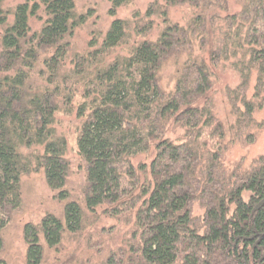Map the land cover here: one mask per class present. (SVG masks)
Masks as SVG:
<instances>
[{"label": "trees", "instance_id": "obj_1", "mask_svg": "<svg viewBox=\"0 0 264 264\" xmlns=\"http://www.w3.org/2000/svg\"><path fill=\"white\" fill-rule=\"evenodd\" d=\"M5 1L0 0V252L2 233L23 204V176L44 170L56 199L70 198L68 141L55 127L63 113L81 120L84 207L69 201L64 220L48 214L38 225L26 224V264L44 263L41 238L48 249H57L66 233L86 228V212L106 205L116 215L131 210L134 229L133 243L122 251L128 258L105 264H264V155L250 169L229 170L221 151L204 140L226 137L207 100L212 67L229 64L240 76L228 94L240 127L255 126L254 115L264 107V0H242L241 12L224 19L210 12L227 13V0H166L163 6L155 0L132 20L117 14L134 0H109L112 23L105 33L95 32L82 52L73 50L72 40L93 13L80 12V0H26L11 10L4 9ZM185 5L198 12L185 26L171 23L169 9ZM32 19L43 22L38 32L31 30ZM155 19L163 28L152 40ZM172 60L176 85L166 93L160 74ZM254 73L255 92L248 99ZM33 79L42 85L33 87ZM171 125L183 130L182 140L167 136ZM247 138L255 140L253 134ZM149 154V163L135 165ZM197 203L202 221L193 215Z\"/></svg>", "mask_w": 264, "mask_h": 264}, {"label": "rangeland", "instance_id": "obj_2", "mask_svg": "<svg viewBox=\"0 0 264 264\" xmlns=\"http://www.w3.org/2000/svg\"><path fill=\"white\" fill-rule=\"evenodd\" d=\"M26 0H6L3 7L6 10L13 9L16 5ZM155 0H134L132 6L122 8L118 11L117 18L132 20L134 12L139 11L143 16L149 5ZM160 5H165L166 0H157ZM228 12L211 11L210 16L219 14L222 19L230 15L239 14L242 10V0H227ZM110 9L109 0H80L78 10L80 12L92 11L93 16L88 23L77 30L72 40L73 50L82 52L87 49L88 42L95 32L105 33L113 21L108 14ZM198 12L195 8L185 5L169 9L171 23L185 26ZM217 13V14H216ZM44 16V14H41ZM12 20V17L10 18ZM43 22L32 19L31 30L38 32ZM163 28L161 20L155 19V28L149 39L156 40ZM2 29L0 28V36ZM125 52V51H124ZM39 68H42L39 65ZM175 62L168 61L164 64L161 77V87L166 93L173 92L176 85ZM213 87L207 100L213 106L217 121L224 126L226 137L223 141L204 137L210 148L219 149L222 153V162L229 170L241 166L243 170L254 166L259 157L264 155V107L255 113V126L252 128L240 127L238 125L237 113L232 109L229 90H236L240 84V76L232 70L229 64L222 63L212 67ZM38 76H34L37 79ZM256 74H253L250 89L247 93L248 99H252L256 85ZM33 79V87H40L39 80ZM56 129L59 134L64 135L68 141L67 159L70 163V176L66 185L70 198L66 201L56 199L47 185L45 171L40 170L22 177L21 189L23 204L20 210L12 215V220L4 229V248L0 252V264H26L27 245L24 240V227L26 224L38 225L48 214H52L64 220V209L69 201H77L84 207L83 191L86 185V173L84 163L78 155L77 138L81 120L75 115L67 116L63 113L57 115ZM248 134H253L255 140L251 142ZM183 130L171 125L167 136L172 140H182ZM216 144H218L216 146ZM32 151V150H31ZM24 150L25 155L31 153ZM153 154L142 155L134 160L135 165L149 163ZM111 206H102L96 213L86 212V228L76 235L66 233L61 245L57 249H48L45 241L43 264H105L109 258L126 259L122 251L128 252V244L133 243V218L131 210L119 215L111 212ZM110 211V212H109ZM193 215L199 221L204 218V210L199 205L193 207Z\"/></svg>", "mask_w": 264, "mask_h": 264}]
</instances>
